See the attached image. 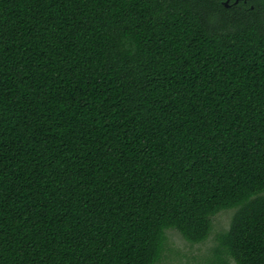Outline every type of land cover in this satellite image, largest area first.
<instances>
[{"label": "trees", "instance_id": "obj_1", "mask_svg": "<svg viewBox=\"0 0 264 264\" xmlns=\"http://www.w3.org/2000/svg\"><path fill=\"white\" fill-rule=\"evenodd\" d=\"M0 0V264H264V0Z\"/></svg>", "mask_w": 264, "mask_h": 264}, {"label": "rangeland", "instance_id": "obj_2", "mask_svg": "<svg viewBox=\"0 0 264 264\" xmlns=\"http://www.w3.org/2000/svg\"><path fill=\"white\" fill-rule=\"evenodd\" d=\"M234 210H225L212 218V231L201 244L187 243L178 232H167V248L158 264H209L211 250L216 245L219 233L228 230ZM227 264H236L227 258Z\"/></svg>", "mask_w": 264, "mask_h": 264}, {"label": "water", "instance_id": "obj_3", "mask_svg": "<svg viewBox=\"0 0 264 264\" xmlns=\"http://www.w3.org/2000/svg\"><path fill=\"white\" fill-rule=\"evenodd\" d=\"M228 2H229V0H226V1L223 3L225 7L228 6ZM237 2H238V0H236L234 3H237Z\"/></svg>", "mask_w": 264, "mask_h": 264}]
</instances>
